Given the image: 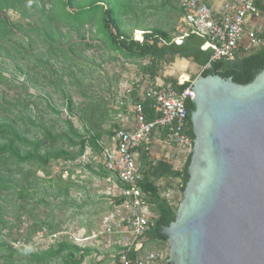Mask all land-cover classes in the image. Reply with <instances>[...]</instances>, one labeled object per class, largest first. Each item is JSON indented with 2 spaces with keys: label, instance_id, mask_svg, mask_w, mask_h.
I'll return each instance as SVG.
<instances>
[{
  "label": "trees",
  "instance_id": "obj_1",
  "mask_svg": "<svg viewBox=\"0 0 264 264\" xmlns=\"http://www.w3.org/2000/svg\"><path fill=\"white\" fill-rule=\"evenodd\" d=\"M23 1L35 4L47 2L49 4L51 15L44 22L45 29L43 30V34L46 36L52 35L54 32L52 27L56 29L57 27L54 26L56 23L63 24L66 31L79 32L87 27L90 29V33L93 32L98 36L111 51L124 57L146 60L139 67V78L133 82V89H125L118 103L124 110L126 109L125 102L129 99L130 105L140 104L147 122L153 121L158 114L153 108V98L148 96L146 91H142V89L140 91L139 83L142 79H147L150 87L157 85L156 80L161 67L170 64L175 58L191 59L201 68L199 75L203 77L214 74L222 78L231 77L233 82L241 85H245L253 79L254 71L264 68V24L257 34L263 44L237 52L233 59L240 64L229 66L226 59H218L209 63L211 52L200 50L204 40L194 34L189 33L183 37L180 44L174 43V39L180 35L177 27L178 20L182 15L181 3L177 9L174 25L164 29L159 25L148 27L142 22L136 21V9L141 4V0H0V7H12L14 3ZM169 1L147 0L145 7L150 6L163 10V6L168 5ZM258 9L264 23V5H258ZM133 30H141L140 41L133 38ZM59 50L64 57L68 58L65 55L67 48ZM3 79L4 75L0 72V82ZM193 79L194 77L190 81L178 83L171 77H164L161 80V86L172 87L180 93L191 85ZM64 98L66 114L54 110L46 102L49 110L57 114L65 126L64 130L57 131L53 126H45L39 122L31 123L33 129L27 128L25 122L27 114L22 111L28 108L26 102L21 104L22 108L13 112L16 105L0 97V229L5 228L2 206L7 202V198L12 197L19 207L28 204L31 207L32 205L37 207L41 203L46 204L47 199L58 201L60 205L71 206L75 202L69 195L70 191L76 188L73 181L69 179L70 177L62 180L61 176H50L49 165L53 162L79 161L83 168L88 169L97 177L106 178L109 175L101 163L93 162L90 157L91 155L101 156L104 150L108 149L101 144L102 125L106 115L91 113L89 116H79L78 121L82 126V133H79L68 117H74L71 100L67 96ZM185 107L188 115L184 134L191 141L192 147L194 136L191 130L190 112L193 110V104L190 99L185 100ZM6 112L11 114V117ZM110 128L106 132L113 138L116 130L128 127L113 124ZM151 139L153 142L163 141L165 136L156 129ZM170 149L174 153L170 158L165 159L162 156L154 157L151 145L141 148L137 160L141 174L139 186L150 217L146 229L140 237V248L135 251L131 249L127 253L132 257H143L148 252H155L161 256L160 264H169L167 262L168 244L161 234V229L175 219L177 207L182 199V191L188 180L187 166L191 155L190 150L178 168L173 165L171 160L174 154L181 152L174 146H170ZM84 154L87 156L86 161L80 160ZM37 172H41L43 177L38 176ZM115 183L119 184L117 180ZM173 189L179 191L180 201L167 196L168 191ZM85 204L87 203H81L77 207L82 208L86 206ZM94 204L90 203L91 206ZM32 224L34 225V223ZM61 230L63 229L56 225L41 221L40 226H35L30 231L24 230L22 235L11 236V239L13 243L20 238L27 242L43 231ZM164 244L165 253L163 254L159 250ZM151 247L158 251L150 249ZM13 248L7 242L0 240V259L5 264H20L21 255H24L27 262L24 264H83L85 259L91 257L93 253L92 247L77 246L68 236L62 237L59 243L47 249ZM117 248L111 257L115 264H119L118 252L123 249L121 245ZM100 262L94 261L92 264H102Z\"/></svg>",
  "mask_w": 264,
  "mask_h": 264
},
{
  "label": "rangeland",
  "instance_id": "obj_2",
  "mask_svg": "<svg viewBox=\"0 0 264 264\" xmlns=\"http://www.w3.org/2000/svg\"><path fill=\"white\" fill-rule=\"evenodd\" d=\"M181 1L170 0L168 5L163 6V10H159L145 7L147 0H141L136 9V21L148 27L159 25L168 29L176 21ZM141 6L144 8H140ZM50 15L47 2L35 4L23 1L14 3L12 7H0V72L5 79L0 82V97L16 105L13 112L22 108L21 104L26 102L28 108L22 111L27 114V128L33 129L31 123L39 122L45 126H53L58 131L64 130L65 126L61 118L49 110L46 102L54 110L66 114L64 97L67 96L71 100L74 114V117H68L79 133H82L79 116H89L91 113L106 115L102 125L101 144L110 148L112 136L106 132L107 129H111L113 124L130 127L133 122L130 99L125 102V110L121 109L118 102L124 89H133V82L139 78V67L146 60L124 57L111 51L87 27L79 32L66 31L63 24L56 23L54 26L57 28L52 27V35L46 36L43 34L44 22ZM263 24L262 22V27ZM133 33L135 30L132 35ZM61 48H67L65 55L68 58L62 55L59 50ZM177 61L186 62L188 67L178 70V64L175 66ZM200 70L189 58H175L170 64L161 67L157 80L161 83L164 77H171L178 83L190 81L199 75ZM139 87L140 91H146L150 87L147 79H142ZM6 113L11 117V114ZM163 145L152 146L154 157L168 159L174 153L169 146ZM185 155L186 153L174 154L171 160L173 165L179 168ZM81 164L79 161H57L49 165L50 176H61L62 180L70 177L76 185L69 193L75 200L71 206L47 199L46 204L41 203L37 207H31L30 204L19 207L12 197L7 198L2 206L5 228L0 229V240L13 248L11 236L20 235V229L30 231L35 226H40L41 221L60 229L67 227L72 231L82 230L86 235H97L102 219L115 211L110 203L115 197V179L111 175L107 179L97 177ZM37 175L43 177L41 172H37ZM167 196L179 201L181 199L177 189L168 191ZM84 202L87 203L86 206L77 207ZM91 202L95 204L91 206ZM116 241L117 234L98 235L95 239L84 241V247H92L93 253L83 264L99 260L102 264H113L111 254L115 253ZM164 246L165 244L160 247V253H165ZM150 249L158 251L154 247ZM19 261L20 264L27 263L24 255H21ZM0 264L5 263L0 259Z\"/></svg>",
  "mask_w": 264,
  "mask_h": 264
},
{
  "label": "water",
  "instance_id": "obj_3",
  "mask_svg": "<svg viewBox=\"0 0 264 264\" xmlns=\"http://www.w3.org/2000/svg\"><path fill=\"white\" fill-rule=\"evenodd\" d=\"M245 84L197 75L193 142L169 264H264V68Z\"/></svg>",
  "mask_w": 264,
  "mask_h": 264
},
{
  "label": "built area",
  "instance_id": "obj_4",
  "mask_svg": "<svg viewBox=\"0 0 264 264\" xmlns=\"http://www.w3.org/2000/svg\"><path fill=\"white\" fill-rule=\"evenodd\" d=\"M217 3L216 0H182V15L177 27L180 35L174 39V43L180 44L189 33L202 38L204 43L200 50L211 52L209 63L218 59L232 60L237 52L263 44L257 34L263 22L258 5H264V0H220ZM133 38L140 41L141 32L135 31ZM156 81L158 86L148 87L146 92L153 98V108L158 116L147 122L141 105H131V126L116 130L110 148L105 149L101 156H90L93 162L101 163L109 172L106 179L111 175L115 182H119L113 184L115 197L110 202L115 211L102 219L97 235H86L82 230L70 229L43 231L27 242L17 239L14 247L47 249L59 243L64 236L83 247L84 241L95 239L98 235L120 234L124 251L118 252L119 264H160L161 256L155 252H148L143 257L127 254L131 249L135 251L140 248V237L150 217L139 186L141 174L137 160L142 147L154 145L151 137L156 129L165 136L163 141L158 142L160 145L174 146L181 153L191 150V141L184 134L188 115L185 100L191 99L193 93L189 88L191 85L178 93L174 88L161 86ZM86 158L84 154L80 160L86 161ZM23 232L20 229V235ZM108 245L111 246V243Z\"/></svg>",
  "mask_w": 264,
  "mask_h": 264
},
{
  "label": "crops",
  "instance_id": "obj_5",
  "mask_svg": "<svg viewBox=\"0 0 264 264\" xmlns=\"http://www.w3.org/2000/svg\"><path fill=\"white\" fill-rule=\"evenodd\" d=\"M219 3V2H218ZM217 3V4H218ZM179 61V60H178ZM176 62V64H175V66L178 64V66H179V68H178V70H182V69H185V68H187L188 67V65H187V63L186 62ZM181 82H183V81H181ZM159 141H156V142H154V145H159V143H158ZM117 243H116V245L114 246L115 247V249H118L117 248V246H119V245H121V235L120 234H117V241H116ZM109 243V241H107V244ZM112 255V254H111ZM99 257V256H98ZM97 257V258H98ZM99 260V259H98ZM100 261V260H99Z\"/></svg>",
  "mask_w": 264,
  "mask_h": 264
},
{
  "label": "flooded vegetation",
  "instance_id": "obj_6",
  "mask_svg": "<svg viewBox=\"0 0 264 264\" xmlns=\"http://www.w3.org/2000/svg\"><path fill=\"white\" fill-rule=\"evenodd\" d=\"M228 62H229V63H228L229 66H232V65H235V64H238V65L240 64V63H239L237 60H235V59L228 60Z\"/></svg>",
  "mask_w": 264,
  "mask_h": 264
}]
</instances>
